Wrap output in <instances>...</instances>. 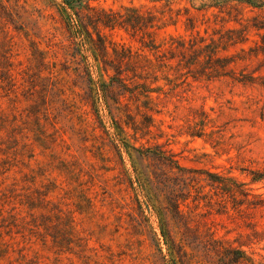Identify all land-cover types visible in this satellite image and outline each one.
<instances>
[{
    "label": "rangeland",
    "instance_id": "obj_1",
    "mask_svg": "<svg viewBox=\"0 0 264 264\" xmlns=\"http://www.w3.org/2000/svg\"><path fill=\"white\" fill-rule=\"evenodd\" d=\"M1 2L8 10L0 9V59L11 58L16 82L12 86L0 77V264H181L170 261L159 243V225L151 211L144 206L148 219L139 215L129 183L131 162L106 135L114 128L107 110L98 104L104 123L96 119L81 57L71 56L53 0ZM92 5L105 10L160 6L152 0H93ZM185 23V18L176 25L167 22L158 32L157 50L144 48L121 29H104L103 34L110 47L125 46L156 64L157 56L168 55L172 37L186 42L193 38L195 32ZM3 30L13 43L7 44ZM199 30L206 36L204 26ZM255 33L251 41L261 44ZM251 41L247 48L254 46ZM36 49L44 52V67L38 64ZM236 50L239 47L228 53ZM261 60L264 55L242 64L237 72H254L264 82ZM177 62L155 66L159 81L153 87H162L167 97L153 93L154 103L144 104V96L130 103L129 113L139 130L119 109L124 137L136 148L160 146L185 169L235 177L249 190L250 201L264 199L261 81L242 85L228 77L188 74L168 85L163 74H173L170 67ZM107 71L101 68L97 74L93 69L97 85L109 84L114 71ZM52 82L58 90L45 95L42 88ZM157 97L163 100L158 108L163 114H154V123L146 128L143 118L136 116L138 108H155ZM254 172L259 175L256 180ZM196 188L180 199L184 219L171 223L176 241L190 245L183 264H229L226 261L236 257L238 249L245 251L247 264H264V206L239 205L204 181ZM224 199L227 208L221 209ZM254 230L261 235L249 242L247 236Z\"/></svg>",
    "mask_w": 264,
    "mask_h": 264
},
{
    "label": "trees",
    "instance_id": "obj_2",
    "mask_svg": "<svg viewBox=\"0 0 264 264\" xmlns=\"http://www.w3.org/2000/svg\"><path fill=\"white\" fill-rule=\"evenodd\" d=\"M53 2L60 23L68 34L69 49L73 50L71 56L74 59L78 58L76 56L81 57L80 63L84 66L82 77H87V88L90 91L96 119L99 124L104 123L97 109L98 104L107 110L108 119L114 128V132L109 134L106 131V135H110L117 151L124 152L131 162L132 177L129 178V183L136 194L139 215L147 218L143 215L145 206L157 218L161 235L158 241L165 246L170 261L183 264L190 254L186 248L190 246L188 243L183 245L182 242L176 241L171 223L179 224L184 219L180 209V199L190 197L192 190H197L196 185L201 181L206 182L207 186L217 193L237 201L239 205L246 204L251 208L264 206V199H259L257 202L250 201L249 190L245 189V184L238 182L235 177L204 170L185 169L169 151L163 150L160 146L136 148L131 145L124 137L122 118L118 113L119 109L123 108L134 130H139L138 122L129 113L130 103L134 100L138 101L142 96L147 99L144 104L154 103L153 93L167 97L168 92H164L162 87H153V84L159 81L155 66L165 67L167 60L178 59L176 66L170 67L173 74H163V79L168 85H176V80L188 74H192L194 78L204 75L228 77L242 85H254L260 82L263 77L255 76L254 72L250 74L237 72V68L264 55V35L260 34L264 31V0H152L160 6L154 5L152 8L127 6L118 10L99 9L92 5L93 0H53ZM0 9L5 12L8 10L1 0ZM181 18H185L186 29L195 32V35L188 42L172 37L168 55L157 56L156 64L146 56L134 54L125 46L110 47L107 37L103 34L104 29H121L137 38L144 48L157 50L159 47L156 46L155 41L158 32L167 25V22L176 25ZM199 26H204L206 36L201 35ZM254 31L257 32L254 35L261 38V44L251 41ZM2 34L5 35L7 44L13 43V38H8V33L3 30ZM250 41L254 42V46L247 48ZM238 47L239 50L235 53H228L229 49ZM35 52L39 58V66L47 65L44 52L39 49ZM88 58H92L93 62ZM13 66L11 58L2 55L0 77L3 82L8 80L12 86H15ZM101 68L106 72L108 68L114 71L109 84L97 85L92 79L93 69L99 74ZM184 68L187 69L186 73ZM171 76L174 78L171 79ZM261 84L264 86V82L261 81ZM56 90L58 89L54 82L42 88L45 95L55 94ZM156 100L158 102L155 108L145 106L144 111L138 108L136 116L143 118L141 124L146 128L154 123V114H163V110L158 109L163 100L160 97ZM45 114L48 116L47 113ZM254 174L253 180L259 178L258 173L254 172ZM162 195L164 200L160 197ZM219 205L221 209H226V200H222ZM187 224L188 222H183L186 230ZM260 235L261 232L254 230L247 236L248 241L253 242L250 240ZM191 249L195 250V248ZM234 252L236 257L229 258L228 261L225 259L223 262L229 264L249 262L245 251L238 249Z\"/></svg>",
    "mask_w": 264,
    "mask_h": 264
}]
</instances>
